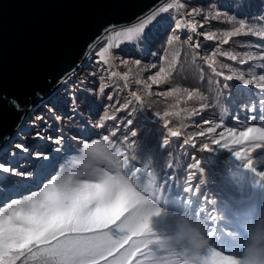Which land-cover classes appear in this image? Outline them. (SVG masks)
<instances>
[{
	"label": "trees",
	"instance_id": "16d2710c",
	"mask_svg": "<svg viewBox=\"0 0 264 264\" xmlns=\"http://www.w3.org/2000/svg\"><path fill=\"white\" fill-rule=\"evenodd\" d=\"M184 2L188 8L182 12H187L191 7L197 6H203L207 11L211 4L215 11L221 13V18L205 21L203 15L197 16L195 20L203 22V28L198 26L196 33L183 30L178 33L181 37L180 41L168 44L175 22L171 19L170 13L161 14L169 17V27L152 28L150 26L146 30L149 32L146 48L123 44L121 48L114 49L117 61L116 66L111 68L99 60L97 53L103 47L100 44L97 45L92 53L90 52L79 72L66 79L62 89L53 97L36 106V113L32 112L30 115L34 119L31 118L28 122H24L12 138L7 140V145H3L0 149V165L18 172H31L37 176L46 170L51 174L49 176L51 179L62 170L87 163L88 161L83 158V144L102 140L104 135H109L113 143L121 146L122 150L132 158L131 164L141 167L144 179H151L157 186V192L163 195L159 202L162 208L161 214L150 219L152 230L161 238L171 235L175 230L177 216L183 214L181 207L185 202L184 195L186 194L183 188L189 186L190 183L195 191L197 182L203 181L199 167L197 170L189 168V165L196 160L199 162L198 165L208 173L207 184L210 189L217 197H223L228 201L230 210L237 214L242 226L245 225L244 221L247 219L264 213V178L258 176L257 172L250 171L251 168L243 167V163L238 161L232 152L229 156L233 163L232 168L226 167L222 161L214 163L215 154L226 148L212 142L221 140L223 143L228 136L225 132L227 128H235L237 131L234 135H238L246 127H264V123L259 120L260 113L264 111L259 101L264 94L255 89L254 85H243L242 82L236 80L226 81L223 76L215 75L209 67L213 52L231 51L240 54L249 49L254 50L255 45L264 43V40L251 35H241L230 38L228 44H220L219 40H205L201 34L213 31L217 35H222L224 31L231 30L232 25L226 22L229 17L250 21L254 18L259 19L264 15V0H184ZM189 36L192 37L191 40H188ZM196 42L202 45L198 50L192 47ZM177 52L179 53L177 63L171 70L172 75L168 82L152 85L148 91L145 90L144 84L135 83V80L139 78L145 84H151L148 76L154 75L159 70L161 58H168L164 62V66L167 67L168 61ZM94 57L97 58L96 61H91ZM121 57L128 61L126 66L119 63ZM136 59L142 61L139 69L132 63ZM215 59L217 60L216 69L224 72L225 75L231 73L223 69L222 64L226 63L238 69L248 67L240 66L238 61H231L220 55H217ZM152 64H156L157 67L152 68ZM129 69L132 74L125 86V81L121 79V76ZM254 70L264 73V69ZM110 71H116L120 75L111 77ZM138 71L139 77L135 75ZM173 87L198 89L205 98L185 100L182 97L179 107H174L176 97L161 95V93L166 94ZM132 91L141 95L142 103L134 101L131 97ZM109 96L113 99L109 100ZM129 101L131 105L127 109L118 110ZM201 105L205 107L201 108ZM180 108L188 111L182 112L179 117H164L169 120L166 128L160 117L165 112L179 111ZM252 108L256 110L257 119L255 121L250 120ZM193 109L196 111L193 112ZM108 117H113V119H108ZM128 120L133 123L129 125ZM206 121L208 123H205ZM209 127L214 131L209 132ZM168 128L179 131L180 136L170 137ZM117 129V135L112 137V132ZM45 130L46 135L42 134ZM133 131L137 133L136 136L131 135ZM200 132L204 135L200 136ZM32 133L34 136H30ZM37 133L40 135L37 136ZM125 137L128 138L127 141ZM189 138H191L190 143L185 145L184 141ZM12 139L16 140L14 145H11ZM41 139H44L46 144L43 145ZM165 139L170 141L167 146L163 145ZM57 140H61V143L57 144ZM193 143L195 147H192ZM206 143L209 149L203 150V145ZM19 145H23L28 151H23L21 147H18ZM250 146L251 143L248 141L239 145L229 143L227 149L243 152ZM32 148H35L34 152L31 151ZM262 150L264 148L250 153L254 160L252 167L254 169L258 170L256 160ZM37 153L47 156L48 159L38 157ZM169 164L172 167H168ZM189 174H194L192 182L187 181ZM0 181H2L0 191H4L5 186L8 189L16 188V191L11 193L12 198L38 190L31 178L23 179L10 173L0 172ZM243 182H247L245 187H243ZM201 194H206L205 187L201 190ZM242 196L248 202L240 199ZM0 206H3L2 201H0ZM193 208V214H198L206 221L208 246L234 256L228 247L223 249L215 246L213 239L207 235L212 229L209 220L215 215V210L203 205L200 199L195 201ZM199 209L203 211L200 212ZM220 215L222 218H229V215L223 211ZM214 235V240H218L217 234ZM220 245L224 244L220 243Z\"/></svg>",
	"mask_w": 264,
	"mask_h": 264
},
{
	"label": "snow or ice",
	"instance_id": "6c2138e0",
	"mask_svg": "<svg viewBox=\"0 0 264 264\" xmlns=\"http://www.w3.org/2000/svg\"><path fill=\"white\" fill-rule=\"evenodd\" d=\"M161 3L163 6H157L148 14L137 17L131 25L119 26V28L112 25L105 28L103 39L106 40V46L97 53L100 61L109 65L110 68L115 67L117 55L110 50L119 49L123 44L146 48L149 41V32L146 30L150 26L152 28L169 27V17L161 14L170 13L171 19L175 22L168 44L180 41L181 37L178 33L183 30L196 33L198 26L203 28L204 23L195 20L197 16L203 15L205 21L221 18V13L215 11L211 4L207 11L203 6H197L182 12L188 8L184 0H170V2L161 0ZM226 22L230 23L232 28L224 31L222 35H217L213 31L201 34L205 40H219L220 44H228L230 38L241 35H251L264 40V15L252 21L229 17ZM191 39L192 37L189 36L188 40ZM192 47L198 50L202 45L196 42ZM217 55L231 61H238L240 66L248 67L238 69L226 63L222 64L221 67L231 73L225 75L215 67ZM178 56V52L174 53L167 67L164 66V62L168 58H161L159 70L154 75L148 76L151 84H145L139 78L135 80V83L144 84L145 90L148 91L152 85L168 82ZM119 63L126 66L128 61L121 57ZM132 63L139 69L142 61L136 59ZM151 67L156 68L157 65L152 64ZM209 67L215 75L223 76L226 81L236 80L243 85H254L255 89L264 94V73L254 70L264 69V43L256 44L254 50L249 49L240 54L231 51L213 52ZM131 74L132 71L129 69L121 76L125 86ZM139 74L138 71L135 75L139 77ZM119 75L116 71H110L111 77ZM161 95L176 97L174 107L177 108L182 97L185 100L205 98L198 89L187 87H173L166 94L161 93ZM131 97L134 101L142 103V97L138 92L132 91ZM108 99L112 100L113 97L109 96ZM259 102L264 109V95ZM12 103L19 109L15 101ZM130 105L131 101L123 104L118 110L123 111ZM203 107L205 106L201 105V108ZM187 111L185 108H180L179 111L165 112L160 119L167 128L169 120L164 117H179L182 112ZM251 113L250 120L255 121L257 119L255 108L251 109ZM259 120L264 123V111L260 113ZM127 123L131 125L133 121L128 120ZM208 131L213 132L214 129L209 127ZM236 131L235 128H227L225 132L228 136L223 143L221 140L212 142L226 149L229 148V143L239 145L245 141L250 142L249 148L243 152L232 150V155L243 163V167L252 168L254 160L250 153L264 148V127H246L238 135H234ZM117 132L118 129L113 131L111 136L115 137ZM168 134L170 137L180 136L179 131L171 128H168ZM39 135L37 133V136ZM131 135L136 136L137 133L133 131ZM199 135L203 136L204 133L200 132ZM221 135L223 137V134ZM127 139L125 137V141ZM190 141L191 138L185 140L184 144L188 145ZM56 143L60 144L61 140H57ZM169 143L168 139L163 141L164 146ZM18 147L28 151L23 145ZM192 147H195L194 143ZM208 149L209 145L204 144L203 150ZM37 155L42 156L41 153ZM42 158L48 159L47 156ZM83 158L88 162L82 166H72L62 170L51 179H49L51 174L46 170L37 176L31 172H18L0 165V172L20 176L23 179L31 178L38 188L28 194L18 195L17 198L11 197V193L16 191V188L8 189L5 186L4 191H0V201L3 202V206H0V264H17V262L20 264H183L186 254L165 248L161 237L150 226L151 218L146 213L154 210L151 215L161 214L162 208L159 202L163 195L157 192V186L151 179H144L141 167L132 165V158L122 150L121 146L113 143L109 135H104L102 140L84 143ZM198 163L196 160L189 165V168L197 170ZM168 167L172 165L169 164ZM257 175L264 178V172H258ZM193 180L194 174H189L187 181ZM41 184L42 187H40ZM198 190L197 185L193 191L190 183L183 188L186 194H196ZM199 211L202 212L203 209ZM210 219L214 221L215 217L211 216ZM214 234L212 231L207 233L208 237ZM202 258L204 264H231L232 261V255L210 246L202 253Z\"/></svg>",
	"mask_w": 264,
	"mask_h": 264
},
{
	"label": "water",
	"instance_id": "95a60500",
	"mask_svg": "<svg viewBox=\"0 0 264 264\" xmlns=\"http://www.w3.org/2000/svg\"><path fill=\"white\" fill-rule=\"evenodd\" d=\"M162 5L161 0H0V148L28 122L27 111L79 72L105 28L131 25Z\"/></svg>",
	"mask_w": 264,
	"mask_h": 264
},
{
	"label": "rangeland",
	"instance_id": "374dc122",
	"mask_svg": "<svg viewBox=\"0 0 264 264\" xmlns=\"http://www.w3.org/2000/svg\"><path fill=\"white\" fill-rule=\"evenodd\" d=\"M99 44L101 45V47L106 46V40L102 39L97 45H99ZM110 51L114 54V49H111ZM95 59H97V58H95V57L91 58V61H96ZM99 60H100V58H99ZM89 64H91V62ZM61 87H63V85L56 88L53 91V95H55V93L60 91L62 89ZM53 95H52V97H53ZM44 101H47V100H44ZM44 101L41 102L40 104H43ZM40 104H38V105H40ZM32 112L36 113L34 107H32L29 111H27V114L24 115V119L27 121L30 120L33 117V116L30 117ZM32 119H34V118H32ZM20 127H21V125H20ZM44 132L47 133L46 130L43 131V133ZM12 136L9 139H11ZM30 136H34V133H32ZM15 141H16L15 139L14 140L12 139L11 145H14ZM41 141H42L41 143L43 145L46 144V141L44 139H41ZM7 142L8 141H6L4 143V146L7 145ZM2 148H3V146H2ZM193 150H195V148H193ZM31 151H32V149H31ZM34 151H35V149H33L32 152H34ZM231 152L232 151L230 149L219 150V152L216 153L214 156V158H215L214 163H217L218 161H222L223 163H225L226 167L232 168L233 163L229 159ZM28 155H30V154H28ZM256 166H257L258 170L251 168L250 171L257 172V173L264 171V150H262L259 153L257 160H256ZM198 167L200 168V176L202 177L203 181L197 182L196 185L199 186V190L196 194H190V195L185 194L184 195L185 202L183 203V205L181 207V211L183 212V214H187V213L193 214V211H194L193 207H194L195 201L197 199H200L201 202H203V205L205 204L209 208L214 209L215 210V215H214L215 220L214 221L209 220V221H210L211 227H212L211 231L213 230V232L217 234L218 240H214L213 237H215V235H213L210 237L211 239H213L212 242L214 243L215 246H217L219 248L225 249L228 247L230 249V251H232L234 253V256H239L243 251V243H244V240L246 239V233L244 230V226H242V224H240L237 214L232 212L233 210H230V205H229L228 201L225 200L223 197H221V198L217 197V195H215V193L212 191V189H210V186L207 184L208 183L207 171L203 170V168H201L199 165H198ZM246 185H247V182H243V187H245ZM203 187H205V190H206L205 195L201 194V190L203 189ZM240 192L242 193V189L240 190ZM240 199L244 200L246 198L242 196V198H240ZM238 202H239V199H238ZM244 202H248V201L244 200ZM222 211H223V213H227L229 215V218H222V216L220 215L222 213ZM255 220H264V213L263 212L259 213L258 217H253L252 219H247L246 221H244L245 222L244 224L253 222ZM229 231H231V235L227 236L226 232H229ZM234 231H236L238 233V235L240 236V241H235V240H233L234 238L231 237V236H234V234H232V232H234ZM221 242L226 243V245L224 244L225 245V246L223 245L224 247L221 246L220 245ZM233 242H235V243H233Z\"/></svg>",
	"mask_w": 264,
	"mask_h": 264
},
{
	"label": "clouds",
	"instance_id": "9594fccd",
	"mask_svg": "<svg viewBox=\"0 0 264 264\" xmlns=\"http://www.w3.org/2000/svg\"><path fill=\"white\" fill-rule=\"evenodd\" d=\"M148 215L150 218L151 212ZM246 239L239 256H232L231 264H264V220H255L244 225ZM207 225L197 214H180L175 220V230L162 237V245L170 250L186 254L183 264H204L202 253L209 247L206 237Z\"/></svg>",
	"mask_w": 264,
	"mask_h": 264
},
{
	"label": "bare ground",
	"instance_id": "6f19581e",
	"mask_svg": "<svg viewBox=\"0 0 264 264\" xmlns=\"http://www.w3.org/2000/svg\"><path fill=\"white\" fill-rule=\"evenodd\" d=\"M196 197H197V196H196ZM232 234H234V236H231L232 238H234L233 240H235V241H240V236L238 235V233H237L236 231L232 232ZM226 235H227V236L231 235V231L226 232ZM221 243H223V242H221ZM233 243H235V242H233ZM223 244L226 245V243H223ZM230 244H231V243H230Z\"/></svg>",
	"mask_w": 264,
	"mask_h": 264
}]
</instances>
